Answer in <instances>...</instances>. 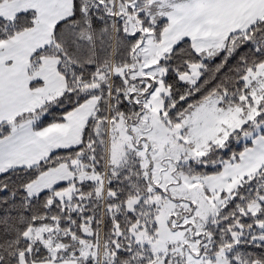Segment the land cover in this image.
I'll list each match as a JSON object with an SVG mask.
<instances>
[{"label": "snow or ice", "instance_id": "6c2138e0", "mask_svg": "<svg viewBox=\"0 0 264 264\" xmlns=\"http://www.w3.org/2000/svg\"><path fill=\"white\" fill-rule=\"evenodd\" d=\"M0 264H264V0H0Z\"/></svg>", "mask_w": 264, "mask_h": 264}]
</instances>
